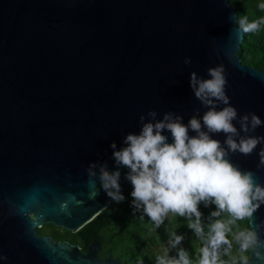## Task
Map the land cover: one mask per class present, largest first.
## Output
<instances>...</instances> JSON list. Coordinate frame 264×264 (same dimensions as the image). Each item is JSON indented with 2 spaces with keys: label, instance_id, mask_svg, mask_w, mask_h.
Instances as JSON below:
<instances>
[{
  "label": "water",
  "instance_id": "obj_1",
  "mask_svg": "<svg viewBox=\"0 0 264 264\" xmlns=\"http://www.w3.org/2000/svg\"><path fill=\"white\" fill-rule=\"evenodd\" d=\"M236 19L230 0H0V264H126L38 228L77 232L117 201L100 162L120 168L121 193L132 188L111 143L166 112L202 116L193 72L223 65L238 116L264 119V70L241 60ZM261 148L229 155L264 185ZM249 219L264 239V204ZM249 264L264 259L250 251Z\"/></svg>",
  "mask_w": 264,
  "mask_h": 264
},
{
  "label": "clouds",
  "instance_id": "obj_2",
  "mask_svg": "<svg viewBox=\"0 0 264 264\" xmlns=\"http://www.w3.org/2000/svg\"><path fill=\"white\" fill-rule=\"evenodd\" d=\"M258 7L264 10V0ZM236 24L242 32H255L264 25V17L250 21L243 16L236 19ZM226 83L223 65L210 67L207 78L191 73L190 86L207 109L202 116L194 115L184 123L180 115L166 112L159 120L144 122L138 133H128L122 147L117 148L115 141L111 143L114 162L128 169L126 177L132 185L130 195L134 207L142 208L143 215L156 227L169 213L189 219L195 217L189 227L203 239L195 264H229L220 259V249L224 246L228 254L233 240L237 255L231 257L230 264L237 261L249 264V251L264 259L261 251L264 239L259 237V225L240 228L234 233L231 227L239 220L252 217L255 209L264 204V185L256 183L252 170L240 168L229 155L232 152L250 154L264 142V135H240L264 125V119L255 112L238 116L226 93ZM148 115L155 117L156 113L150 111ZM140 119L143 121L144 116ZM215 133H224V140L218 139ZM258 155V167L264 166V148ZM95 164L96 161H90V165ZM94 170L90 167V171ZM120 174L119 167L109 170L105 162H100L101 187L117 201L124 198L120 192ZM200 202L216 206L210 214L212 217L227 213L229 218L212 221L205 234L200 221ZM182 240L183 235L171 233L169 246L155 256V264H193L184 248L177 249L175 256L169 255V247L175 248Z\"/></svg>",
  "mask_w": 264,
  "mask_h": 264
},
{
  "label": "trees",
  "instance_id": "obj_3",
  "mask_svg": "<svg viewBox=\"0 0 264 264\" xmlns=\"http://www.w3.org/2000/svg\"><path fill=\"white\" fill-rule=\"evenodd\" d=\"M230 2L238 18L247 16L251 21L264 17V10L258 7L261 0H230ZM240 57L244 63L264 70V25H261L255 32H244ZM131 189L122 193L124 197L122 200L112 203L77 232L56 227L63 231L59 234L51 232L52 235L57 240H69L79 244L84 250L89 244L99 241L101 257L112 256L126 264H140L141 261L142 264H155V256L160 254L164 247L169 246L171 233L175 232L183 235V240L175 248L169 247V255L175 256L177 249L184 248L195 264L199 258V247L203 243V239L189 227V223L193 222L195 217L189 219L186 216L169 213L164 222L156 227L146 215H143L142 208L134 207L133 198L130 195ZM198 208L201 212L200 221L205 234L212 221L229 218L227 213H221L220 217H212L210 214L216 208L212 203L205 205L204 202H200ZM48 225L54 226V224ZM231 227L233 233L240 228H248L250 219L239 220ZM38 231L40 234L48 233L45 227L38 228ZM236 250L237 244L234 240L233 247L228 254H225L224 246H221L220 259L230 264L231 257L237 255ZM249 254L250 251L247 253L248 258Z\"/></svg>",
  "mask_w": 264,
  "mask_h": 264
},
{
  "label": "rangeland",
  "instance_id": "obj_4",
  "mask_svg": "<svg viewBox=\"0 0 264 264\" xmlns=\"http://www.w3.org/2000/svg\"><path fill=\"white\" fill-rule=\"evenodd\" d=\"M48 225V224H47ZM44 225L43 227H45V230L48 231V233H51V232H56L57 234H59L61 231L63 230H60V229H57L56 227L57 226H53V225ZM62 233V232H61ZM52 234V233H51Z\"/></svg>",
  "mask_w": 264,
  "mask_h": 264
},
{
  "label": "flooded vegetation",
  "instance_id": "obj_5",
  "mask_svg": "<svg viewBox=\"0 0 264 264\" xmlns=\"http://www.w3.org/2000/svg\"><path fill=\"white\" fill-rule=\"evenodd\" d=\"M46 234H47V235H51V236L54 238V236H53L52 234H50V233H46ZM54 239H55V238H54ZM55 240H57V239H55ZM98 242H99V241L93 242V243L89 244V246L92 245V244H94V243H98ZM89 246H88V247H89ZM88 247H87V248H88ZM81 249H82V247H81ZM82 251H83V252H86L87 249H86V250L82 249Z\"/></svg>",
  "mask_w": 264,
  "mask_h": 264
}]
</instances>
